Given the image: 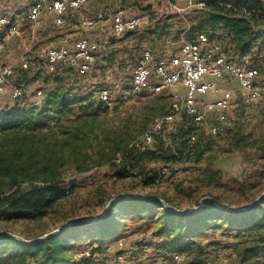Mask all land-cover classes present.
I'll return each mask as SVG.
<instances>
[{"label":"rangeland","instance_id":"obj_1","mask_svg":"<svg viewBox=\"0 0 264 264\" xmlns=\"http://www.w3.org/2000/svg\"><path fill=\"white\" fill-rule=\"evenodd\" d=\"M34 1L0 0V18L7 17L10 21L0 27V66L15 67V75L0 103V114L14 104L38 105L56 85L72 88V93L77 91L90 100L74 104L72 111L60 115L58 121L51 120L33 132L20 131L17 139L13 134L0 138V152L9 148L8 155L13 148L23 146V152L16 153L14 164L20 166L25 162L26 170L24 176L18 175L20 180L15 187L29 189L40 185L43 177L52 176L54 180L72 183L67 188L69 193L45 217L0 219V232L36 238L72 220L100 216L108 202L120 196L167 197L179 210H195L205 198L218 197L219 201L215 202L241 209L264 192L263 30L251 52L236 60L258 71L260 99L250 104L240 102L235 82L220 81L222 87L233 88L237 97V105L228 113L227 123L220 125V133L212 135L208 131L209 124L216 123L214 118L197 127L190 116H176L156 136L155 143L161 138L170 149L183 145L195 150L194 153L201 152V158L198 162L145 161L146 169L158 171L160 177L153 185L144 186L142 176L136 174L138 167L126 162L124 170L122 165L112 164V159L122 156L153 119L169 111L171 95L133 92L131 74L144 49L149 48L158 55L177 54L182 37L204 16L202 3L206 0H87L79 9L68 11L62 26L55 25L48 15H43L37 23L31 22L28 9ZM119 10H125L128 17L145 16L148 22L137 29L117 33L113 30V18ZM45 25L51 33L40 30ZM66 28L69 29L62 31ZM209 32L206 27L195 31L193 37L197 33L209 36ZM80 38L102 46L99 53L102 61L84 74L70 66H63L55 73L45 69L46 49L61 42L71 46ZM217 38L212 40L221 41L226 50L233 51L232 41ZM23 60L33 64L22 70ZM14 86L22 87L21 98L12 97ZM101 88L110 90L109 101L98 97ZM192 133L197 135L195 142L189 140ZM115 140L119 144L110 156ZM155 143L150 149L155 148ZM127 172L133 175L119 176ZM1 179L9 182V177ZM123 217L115 236L99 238L96 229L89 227L72 232L69 255L80 264H190L192 261L237 264L239 249L246 244H259L260 257L252 259L251 264H264L263 230L238 234L237 230L205 229L204 234L196 237L197 246L192 253L172 252L156 246L160 239L156 232L161 226L157 216L124 212ZM93 246L102 254L95 259L84 258L89 255H81V251ZM120 253L123 259H118ZM174 255H179V259H174Z\"/></svg>","mask_w":264,"mask_h":264},{"label":"trees","instance_id":"obj_2","mask_svg":"<svg viewBox=\"0 0 264 264\" xmlns=\"http://www.w3.org/2000/svg\"><path fill=\"white\" fill-rule=\"evenodd\" d=\"M203 3L204 16L196 21L187 35L193 38L195 31L198 32L208 27L211 39L226 37L233 42L232 52L225 49L231 59L237 60L248 55L257 42L261 30L264 31L262 26L264 25V2L262 0H206ZM60 68L62 67L59 66L53 73ZM22 84H26V81ZM72 92H74L72 88L56 85L55 88L47 91L38 105H11L0 114V138L13 134L17 139L20 131L33 132L41 126L48 125L51 120L58 121L60 115L72 111L74 104L90 100L87 96L83 98L77 91ZM118 144L119 141L115 140L110 156L114 155ZM155 144L154 149L148 147L145 150H138L129 147L122 156L114 157L112 164L122 165L124 170H126L127 163L132 167H138L139 171L136 174L142 176L143 185L151 186L160 175L154 169L147 170L143 165L145 161L152 163L198 162L201 158V152L194 153L195 150H188L183 145H178L176 150L170 149L164 145L161 138L158 142L156 140ZM22 147L21 145L13 148L11 155L6 154L9 148L2 150L3 153L0 152V179L9 177L8 183L3 179L0 180L1 220L42 219L51 208L64 199L69 193L67 188L72 186L71 182L63 183L54 180L52 176L43 177L40 185L29 189L15 187L20 180L18 175L24 176L26 170L25 162L20 166L14 164L16 153L23 152ZM117 159L120 160L117 161ZM131 175L133 173H119L120 177ZM7 185L9 187L6 188ZM210 198L219 201L218 197ZM162 199L173 206L169 198L162 197ZM124 212L130 215L139 212L151 217L157 216L161 226L156 232V236H160L156 246L163 251L192 253L194 247L197 246L196 237L204 234L205 229L237 230L240 232L238 234L261 230L264 232V197L254 204L252 202L244 210L226 209L217 205L212 199L206 198L200 204V208L183 212L174 211L156 199H119L111 204L103 218L94 222L73 223L68 228L42 240L24 242L13 235L0 234V264H80V261H74L69 255L72 247V243H69V235L76 230L81 231L89 227V229H96L99 238L115 236L124 219ZM156 236L154 235L155 238ZM259 249V244L257 246L244 245L239 249L237 264H251L252 259L260 257ZM195 262L192 261L190 264H198V261Z\"/></svg>","mask_w":264,"mask_h":264},{"label":"built area","instance_id":"obj_3","mask_svg":"<svg viewBox=\"0 0 264 264\" xmlns=\"http://www.w3.org/2000/svg\"><path fill=\"white\" fill-rule=\"evenodd\" d=\"M86 2L87 0H36L28 9V19L37 23L43 15H48L53 18L55 25L62 26L66 23L68 11L79 9ZM147 22L145 16L128 17L125 10H119L113 18V30L117 33L134 30ZM9 23L10 21H1L0 27ZM100 51L102 46L98 43L80 38L71 46L59 45L46 49L43 64L50 72L56 71L59 66H70L84 74L102 61ZM32 64L30 60H23L20 67L27 70ZM14 75L15 67L0 66V103L3 102L6 87ZM257 75L258 71L253 66L231 59L223 43L212 40L206 33H197L193 38L184 35L178 53L170 56L155 54L149 48L144 49L131 74V90L135 93L152 94L168 92L171 103L169 111L161 119H153L143 134L131 142L130 147L138 150L150 147L156 135L161 134L166 125L181 114L190 116L197 127L214 118L216 123L209 124L208 131L212 135L219 134L220 125L227 123L228 113L237 105L236 91L231 87H222L220 81L235 82L240 102L250 104L257 102L262 94ZM22 95L23 89L14 86L12 97L20 98ZM98 97L109 101L110 90L101 88ZM196 139L195 133L189 137L190 142H195ZM101 254L102 251H96L94 246L81 251V255H89L92 259ZM123 256L120 253L118 259H123ZM179 257L174 255V259Z\"/></svg>","mask_w":264,"mask_h":264},{"label":"water","instance_id":"obj_4","mask_svg":"<svg viewBox=\"0 0 264 264\" xmlns=\"http://www.w3.org/2000/svg\"><path fill=\"white\" fill-rule=\"evenodd\" d=\"M263 197H264V192H263L261 195H259V197H257V198L253 201V204L256 203V202H258V201H259L261 198H263ZM128 198H149V199H156V200L161 201L164 205H166L167 207H169L170 209H172V210H174V211H181V212H183V211H191V210H179V209L173 207L172 205L168 204L164 199H162V198H158V197H151V196H138V195H132V196H120V197H116V198L111 199V200L108 202V205H107V207H106L104 213L101 214L100 216H97V217H94V218H90V219H75V220H72V221H70L69 223L60 226V227H59L58 229H56L55 231L50 232V233H47V234H45V235H42L41 237H38V238H35V239H32V240H26L25 238H23V237H21V236H18V235L12 234V233H7V232H0V234H10V235H13V236H15L16 238H18V239H20V240H22V241H24V242H32V241L42 240V239L46 238L47 236H49V235H51V234L57 233L58 231H61V230H63V229L68 228V227L71 226L73 223H76V222H94V221H97V220L103 218V217L107 214V212H108V210H109L111 204H112L114 201L119 200V199H128ZM207 198L212 199V200L215 202V200H214L213 198H210V197H207ZM205 199H206V198H205ZM215 203H216L217 205L223 207V208L230 209V210H244V209H247V208L251 205V204H249L247 207H244V208H241V209H237V208H228V207H225L224 205L219 204V203H217V202H215ZM195 210H196V209H195Z\"/></svg>","mask_w":264,"mask_h":264},{"label":"crops","instance_id":"obj_5","mask_svg":"<svg viewBox=\"0 0 264 264\" xmlns=\"http://www.w3.org/2000/svg\"><path fill=\"white\" fill-rule=\"evenodd\" d=\"M36 1V0H35ZM34 1V2H35ZM10 2V1H9ZM8 2V3H9ZM42 18V17H41ZM52 18V17H51ZM52 20H53V18H52ZM47 25H45V27H43V26H41L40 28V30L43 32V33H45V34H49V33H51V31H50V29L49 28H47L46 27ZM47 28V29H46ZM69 28H66V29H64V30H62V31H67ZM59 45H66V44H64L63 42H61V43H59ZM59 45H57V46H59ZM50 48V47H49Z\"/></svg>","mask_w":264,"mask_h":264},{"label":"bare ground","instance_id":"obj_6","mask_svg":"<svg viewBox=\"0 0 264 264\" xmlns=\"http://www.w3.org/2000/svg\"><path fill=\"white\" fill-rule=\"evenodd\" d=\"M1 21H8L7 17H1L0 18V22ZM155 119H161V117L155 118Z\"/></svg>","mask_w":264,"mask_h":264}]
</instances>
